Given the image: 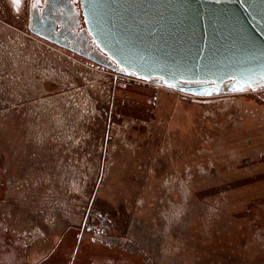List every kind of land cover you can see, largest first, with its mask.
Wrapping results in <instances>:
<instances>
[{
	"label": "rangeland",
	"instance_id": "374dc122",
	"mask_svg": "<svg viewBox=\"0 0 264 264\" xmlns=\"http://www.w3.org/2000/svg\"><path fill=\"white\" fill-rule=\"evenodd\" d=\"M16 15L0 0V264H264V94L128 78Z\"/></svg>",
	"mask_w": 264,
	"mask_h": 264
},
{
	"label": "water",
	"instance_id": "95a60500",
	"mask_svg": "<svg viewBox=\"0 0 264 264\" xmlns=\"http://www.w3.org/2000/svg\"><path fill=\"white\" fill-rule=\"evenodd\" d=\"M82 13L119 73L198 96L264 85V0H82Z\"/></svg>",
	"mask_w": 264,
	"mask_h": 264
},
{
	"label": "flooded vegetation",
	"instance_id": "af4514ba",
	"mask_svg": "<svg viewBox=\"0 0 264 264\" xmlns=\"http://www.w3.org/2000/svg\"><path fill=\"white\" fill-rule=\"evenodd\" d=\"M9 3L17 14V19L23 21L35 37L80 56L97 66L110 68L108 66L111 64L110 61L98 50L88 33L82 13V0H21V3L15 6L10 0ZM11 21L17 24L15 20ZM32 29L37 30L38 34L32 32ZM261 87L256 91L247 90L245 92L261 95L264 94V85ZM101 236L99 237L102 238ZM103 239L107 240V238ZM121 259L122 264H133L123 256Z\"/></svg>",
	"mask_w": 264,
	"mask_h": 264
},
{
	"label": "crops",
	"instance_id": "0c3cea01",
	"mask_svg": "<svg viewBox=\"0 0 264 264\" xmlns=\"http://www.w3.org/2000/svg\"><path fill=\"white\" fill-rule=\"evenodd\" d=\"M57 246L58 247H61V248H64V243L62 242V240L61 241H58V245ZM78 250H79V245H76L75 250H74L75 258L77 257L76 255L78 254ZM59 255H60V253H59ZM48 257H49V255L46 256V258H48Z\"/></svg>",
	"mask_w": 264,
	"mask_h": 264
},
{
	"label": "snow or ice",
	"instance_id": "6c2138e0",
	"mask_svg": "<svg viewBox=\"0 0 264 264\" xmlns=\"http://www.w3.org/2000/svg\"><path fill=\"white\" fill-rule=\"evenodd\" d=\"M11 3L15 6L21 3V0H11Z\"/></svg>",
	"mask_w": 264,
	"mask_h": 264
},
{
	"label": "built area",
	"instance_id": "2783aa9c",
	"mask_svg": "<svg viewBox=\"0 0 264 264\" xmlns=\"http://www.w3.org/2000/svg\"><path fill=\"white\" fill-rule=\"evenodd\" d=\"M116 73H118V72H116ZM122 74V73H121ZM123 76H127L128 78H134V79H136L134 76H132V75H126V74H122ZM141 80H143V79H141ZM145 81V80H144Z\"/></svg>",
	"mask_w": 264,
	"mask_h": 264
},
{
	"label": "bare ground",
	"instance_id": "6f19581e",
	"mask_svg": "<svg viewBox=\"0 0 264 264\" xmlns=\"http://www.w3.org/2000/svg\"><path fill=\"white\" fill-rule=\"evenodd\" d=\"M126 75H129V74H126ZM135 77V76H134ZM135 78H137V77H135ZM139 79H141V78H139ZM156 85H158V84H156ZM161 87H164V86H162V85H160ZM231 93V92H230ZM232 93H234V92H232ZM50 264H51V262H50ZM55 264H57V263H55Z\"/></svg>",
	"mask_w": 264,
	"mask_h": 264
}]
</instances>
